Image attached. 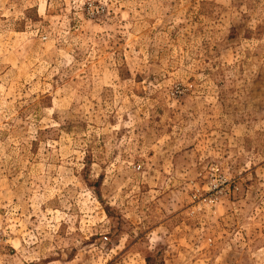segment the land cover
<instances>
[{
	"label": "rangeland",
	"instance_id": "obj_1",
	"mask_svg": "<svg viewBox=\"0 0 264 264\" xmlns=\"http://www.w3.org/2000/svg\"><path fill=\"white\" fill-rule=\"evenodd\" d=\"M0 264H264V0H0Z\"/></svg>",
	"mask_w": 264,
	"mask_h": 264
}]
</instances>
